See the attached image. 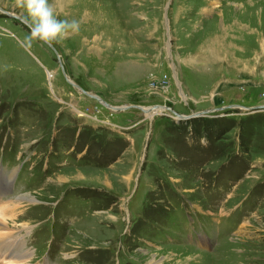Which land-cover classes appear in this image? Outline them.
<instances>
[{
    "label": "rangeland",
    "instance_id": "374dc122",
    "mask_svg": "<svg viewBox=\"0 0 264 264\" xmlns=\"http://www.w3.org/2000/svg\"><path fill=\"white\" fill-rule=\"evenodd\" d=\"M15 3L0 0L15 261L264 264V0H67L58 19L80 30L53 47L27 43Z\"/></svg>",
    "mask_w": 264,
    "mask_h": 264
},
{
    "label": "clouds",
    "instance_id": "9594fccd",
    "mask_svg": "<svg viewBox=\"0 0 264 264\" xmlns=\"http://www.w3.org/2000/svg\"><path fill=\"white\" fill-rule=\"evenodd\" d=\"M15 7L22 9L29 21L30 35L26 38L29 45L38 41L53 47L80 30L78 20L58 19L56 9L49 0H16Z\"/></svg>",
    "mask_w": 264,
    "mask_h": 264
},
{
    "label": "bare ground",
    "instance_id": "6f19581e",
    "mask_svg": "<svg viewBox=\"0 0 264 264\" xmlns=\"http://www.w3.org/2000/svg\"><path fill=\"white\" fill-rule=\"evenodd\" d=\"M50 4H52V6L56 9V6H58V9H60V8H64L65 6H66V4H67V0H51L50 1ZM86 4V3H85ZM85 4H82L80 7H82V6H84ZM84 7H86V6H84ZM58 9H56V11L58 12V13H61V11L63 12V13H65V11L64 10H58ZM84 10L82 9L81 11H78L79 12V19H81V20H84L85 18H86V16H87V14L85 13V12H83ZM77 11H76V9H74V11L72 12V14H74V13H76ZM89 16V15H88ZM248 28V26L247 27H245L244 26V24H242V23H239L238 22V20H235V22L233 23V24H231V28L230 29H232V31H238V32H249L250 30H249V28ZM258 34V33H257ZM261 34V33H260ZM234 35V34H233ZM237 35V34H236ZM237 36H239V35H237ZM260 36V35H259ZM240 37V36H239ZM261 38L259 39V41H258V43L259 42H261ZM217 41L215 40H213L212 39V43H214V45L216 46L217 45V43L218 42H220L219 40H218V42L216 43ZM233 43V42H232ZM239 46V45H238ZM203 48L204 47H201L200 49V51H203ZM213 50V48H209V49H206L203 53H201L199 56H203L204 54V56H205V58H203V62H214V60L215 59H212V56L210 55L211 53H212V55H214V56H217V58L222 54V53H224L225 51H226V49L224 50H222V49H220V50H216L217 51V55L216 54H213V52H211ZM153 111H155L154 109H153ZM153 111H146V113H148V116L149 117H152V116H154V115H156L157 113V110H156V112H153ZM4 223V222H3ZM2 226V225H1ZM10 228V227H9ZM14 228V227H13ZM5 228H2V227H0V264H26L27 263V261H26V259H25V261H15V259H19L18 257L17 258H15L16 256L15 255H13L12 256V259H8V257H7V252H8V250H9V248H10V244H9V242L11 241V240H15V239H18L19 237H11V236H5V235H3V234H1V231L2 230H4ZM10 230H12V229H10ZM5 231V230H4ZM8 231V230H7ZM6 233V232H5ZM6 252V254H4ZM1 253H3L4 255H3V257H2V255H1ZM22 254H24V253H22ZM20 257H21V254L19 255ZM3 258V259H2ZM22 260V259H21Z\"/></svg>",
    "mask_w": 264,
    "mask_h": 264
},
{
    "label": "water",
    "instance_id": "95a60500",
    "mask_svg": "<svg viewBox=\"0 0 264 264\" xmlns=\"http://www.w3.org/2000/svg\"><path fill=\"white\" fill-rule=\"evenodd\" d=\"M70 82H71V84H73V86L79 88L81 90V92H83L84 94H86V95H88V96H90L92 98L97 99L99 102H101L102 104H104L105 106H107V107H109V108H111L113 110L122 111V110H125L126 108L133 107V106H127V107H113V106H110L105 101H103L100 97H98L96 95H93V94H90V93L82 90L75 82H72V81H70ZM181 118H185V117H181Z\"/></svg>",
    "mask_w": 264,
    "mask_h": 264
}]
</instances>
